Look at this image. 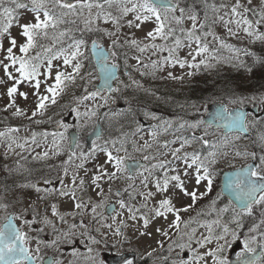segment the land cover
<instances>
[{"label": "snow or ice", "instance_id": "6c2138e0", "mask_svg": "<svg viewBox=\"0 0 264 264\" xmlns=\"http://www.w3.org/2000/svg\"><path fill=\"white\" fill-rule=\"evenodd\" d=\"M256 46L264 0H0V264H104L110 241L140 264H230L241 237L235 264H264V85L226 87L209 121L135 95L221 64L254 76Z\"/></svg>", "mask_w": 264, "mask_h": 264}, {"label": "rangeland", "instance_id": "374dc122", "mask_svg": "<svg viewBox=\"0 0 264 264\" xmlns=\"http://www.w3.org/2000/svg\"><path fill=\"white\" fill-rule=\"evenodd\" d=\"M232 43H234V44H236L237 46H244L243 44H241V43H239L238 41H232ZM260 47L259 46H256L255 47V51L256 52H258V49H259ZM261 49V48H260ZM222 55L223 56H225V57H227V56H229L230 55V53H228L227 51H225V52H223L222 53ZM130 63H134V61H130ZM226 65H228V67H227V69H229L231 72H234L235 74H236V76L237 77H239L240 75H242L241 77H243V79H248L250 76H248V75H246L243 71H237L235 68H233V67H231L229 64H221V65H218L217 67H215V68H217V69H223ZM214 68V69H215ZM212 70V69H211ZM174 72H175V74H178V75H181V74H183V71H185V70H180L179 68H176V69H174L173 70ZM210 71V70H209ZM123 72V69L121 70V73ZM133 75L134 76H138L137 74H135V73H133ZM207 75V73L205 74V75H203V79H204V77ZM121 78L122 79H127V77L126 76H121ZM193 78V77H192ZM192 78H186L185 79V81L184 82H177V81H170V80H165V79H163L162 78V76L160 77V78H157V79H152L153 81H156V83H159V84H161V83H163L165 86H167L168 88H177L176 86H178V87H180V86H185V84L189 81V80H191ZM263 78V76L262 77H260L259 79L261 80ZM263 84H264V82H262ZM238 84H241L240 82H239V80H237V85ZM242 85V84H241ZM247 86V85H246ZM246 86H244V85H242V89H243V91L244 90H246ZM248 86H251V85H248ZM259 91H261V89H259ZM259 91H257V92H259ZM244 92H246V93H248L247 91H244ZM163 96H164V94L163 93H161V94H159L158 95V97L159 98H163ZM158 103H163V99H160V100H158L157 101ZM184 106V107H181V106ZM189 105H191V103H188V102H185L184 104H180V105H178L177 106V109H176V111H177V113H175V111L173 112V113H171V115H173L174 113V115L173 116H170V117H173V118H175V119H178V120H180L181 118H183V119H186V120H196V119H202L203 120V117L207 114V109H206V106H201L200 108H198L199 109V111L198 112H200V114H201V118L199 117V118H197V117H194V118H192V119H189V117L190 116H194L195 114H193V113H196V112H193L188 106ZM135 106V105H134ZM139 106V105H138ZM112 107H114V108H116L117 110H122V109H126L127 108V105H125L124 104V102L123 101H118L115 105H112ZM142 109H144V108H142ZM83 110V109H82ZM102 112L104 111V109H102L101 110ZM152 111H154L153 113H157V111H158V109L157 108H155L154 110H152ZM66 113H67V111H66ZM65 116H66V114H65ZM74 115H72V117H73ZM142 117V119H144V120H146V121H151L152 123H155V121H152V120H149V119H146L143 115H141ZM195 116H197V115H195ZM167 117H169V116H167ZM69 120H70V116H69ZM101 121H102V123H103V126L106 128L107 127V124H106V122H104V120H103V118H102V116H101ZM13 123H16V121H13ZM71 123V122H70ZM46 127V126H45ZM49 127V129H50V127L51 126H48ZM150 129V128H149ZM149 129H145L146 131L147 130H149ZM90 130V129H89ZM186 134H188V135H190V133H186ZM250 134L251 133H249L248 135H246V137L247 138H249V136H250ZM172 137L169 135V136H167V137H164V139H171ZM247 138H245V140H247ZM3 150L2 149H0V152H2ZM13 159H15V158H13ZM12 161L10 160V161H8V163H11ZM4 163V160H3V157H2V153L0 154V165L1 164H3ZM235 163V162H234ZM237 166H239V164H237ZM224 169H226V166H225V168ZM218 190V189H217ZM215 193H213V195H214ZM207 201H205V203H206ZM223 201L221 202V204H220V206L222 207L223 206ZM194 214V213H193ZM158 238V237H157ZM242 239H243V237H241V239L240 240H238L239 241V243H240V251L239 252H241L242 251V249H243V245H242ZM113 241H110L109 242V246L108 247H103V246H101V249H100V251H99V255H100V258L103 260V262H104V264H107L106 262H105V260H104V255H105V253H111V252H117V253H121V252H125V251H134L133 249H130L129 248V246H127V245H119V244H116L115 246H112L113 245ZM149 243H153V246H154V241H149ZM233 244V243H232ZM231 244V245H232ZM231 245H230V247H231ZM76 247L77 248H79L81 251H83L84 250V247H83V245L82 244H77L76 245ZM230 247H228L227 248V250L225 251V253H224V255L228 258V256H229V250H230ZM238 252V253H239ZM68 254H70V250H68ZM138 259L139 261H140V257L136 254V257L132 260V261H134L135 259ZM122 264H125V262L124 263H122Z\"/></svg>", "mask_w": 264, "mask_h": 264}, {"label": "trees", "instance_id": "16d2710c", "mask_svg": "<svg viewBox=\"0 0 264 264\" xmlns=\"http://www.w3.org/2000/svg\"><path fill=\"white\" fill-rule=\"evenodd\" d=\"M264 51V49L261 50V52ZM263 78L260 80L259 78L262 77ZM230 77L232 78V75H230ZM213 86H209L208 84L204 85L203 87V84H202V80H201V77L200 76H196L195 79L193 80V82H191V90L193 89V92H192V95L190 96H186V99L188 100H197V99H200V96L204 93V92H207L209 91L211 88H213V95L211 96H207L206 93H204V96L207 97V100H210L209 98H214V99H220L222 95H224V91H225V88L224 87L225 85H223V82L224 81H219V80H213ZM262 83L264 82V70H257L256 72V75L254 76H250L248 79H246V83H245V86L246 85H251V86H248V88H258V85L259 83ZM203 89V91L200 93L201 89ZM222 88V89H221ZM228 88V87H227ZM231 88V87H230ZM221 89V90H220ZM221 92V93H220Z\"/></svg>", "mask_w": 264, "mask_h": 264}, {"label": "water", "instance_id": "95a60500", "mask_svg": "<svg viewBox=\"0 0 264 264\" xmlns=\"http://www.w3.org/2000/svg\"><path fill=\"white\" fill-rule=\"evenodd\" d=\"M221 105L219 103H212L210 106H209V111L210 113L208 114L207 118H213V115L220 109ZM245 111H253L255 112L256 109L253 108V109H249L246 107ZM209 119V120H211ZM75 131L72 130L69 134H74ZM91 138H94V137H91ZM259 251V250H258ZM133 256V253L129 252V253H123V254H114V255H111V256H107L106 260L108 263L110 264H120L122 262H124L126 259H129L130 257ZM235 259L231 258L230 260V264H235Z\"/></svg>", "mask_w": 264, "mask_h": 264}, {"label": "flooded vegetation", "instance_id": "af4514ba", "mask_svg": "<svg viewBox=\"0 0 264 264\" xmlns=\"http://www.w3.org/2000/svg\"><path fill=\"white\" fill-rule=\"evenodd\" d=\"M72 123L73 124H75L76 123V121H75V117L73 116V121H72Z\"/></svg>", "mask_w": 264, "mask_h": 264}]
</instances>
